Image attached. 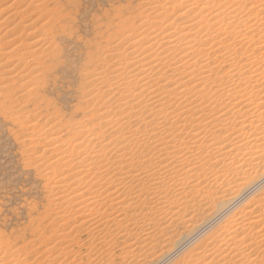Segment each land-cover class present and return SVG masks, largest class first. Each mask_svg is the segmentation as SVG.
I'll list each match as a JSON object with an SVG mask.
<instances>
[{"label": "bare ground", "instance_id": "6f19581e", "mask_svg": "<svg viewBox=\"0 0 264 264\" xmlns=\"http://www.w3.org/2000/svg\"><path fill=\"white\" fill-rule=\"evenodd\" d=\"M144 1L134 19L138 25L126 29L129 34L128 22L121 28L127 34L123 31L117 44L115 39L95 47L104 56L86 75L83 88L89 90L83 94L96 105H90L80 131H72L67 141L50 138L46 146L61 140L63 151L45 146L33 158V167L41 168L47 185L51 184L49 207L62 222L54 238L37 251L47 255L51 264L57 262L56 255H68L73 245L87 246V242L80 244L83 236L99 240L98 246L120 239L122 259L143 256L157 238L156 224L168 213L178 219L187 207L185 201L198 193L200 185L221 187L264 151V0ZM63 4L61 0H11L1 6L0 13L6 15L0 18V27L10 24L0 34V64L13 70L0 74V107L17 106L13 85L28 91L38 84L34 76L43 66L41 60L52 52L45 34L67 26ZM43 16L48 20L38 28ZM245 47L249 48L246 56L241 53ZM132 122L135 128L129 126ZM36 128L34 124L25 128L33 136L28 139L33 142L30 146ZM46 153L51 156L45 157ZM263 182L264 174L244 188L242 198L254 190L256 196L232 217L223 216L221 226L211 227L216 230L202 237L203 227L215 219L210 218L188 232L177 247L198 233L199 243L181 255L176 248L178 254L172 255L179 258L169 254L173 260L164 257L167 261L160 264L264 263V186L257 189ZM211 193L200 197L199 192V202L206 203L215 191ZM173 207L178 211L173 212ZM9 258L0 262H13L14 257Z\"/></svg>", "mask_w": 264, "mask_h": 264}, {"label": "rangeland", "instance_id": "374dc122", "mask_svg": "<svg viewBox=\"0 0 264 264\" xmlns=\"http://www.w3.org/2000/svg\"><path fill=\"white\" fill-rule=\"evenodd\" d=\"M10 1L11 0H5L3 2H0V8L1 6H4ZM61 3L62 4L64 3L63 4L64 7L62 11L64 15H66L65 19L67 20V26L62 31L49 33L50 36L48 33L47 34L44 33L46 35V36L44 35L45 38L49 40L50 43L52 44V48L49 46L50 51L52 52L50 54L47 53L46 57L41 60L43 66L41 65L39 66L38 69L39 74L36 73V75L34 74L35 76L33 75L34 78H36L34 80L38 81V84L40 82L41 85L39 86L36 82L37 85L34 83L35 84L34 86V84L31 83L33 84L32 90H31L32 85L30 87L28 86L30 88L28 89L31 91L30 93L29 90L27 91V89H25L26 91L19 90L17 89L16 84L13 85L11 87L12 89L11 88L8 89L12 90L11 91L13 93L12 97L13 99L16 100L15 104H17L18 107L16 106L17 108L15 107L14 109H7V106L0 107V259L7 260V258H9L7 256L10 254L13 255V256L10 255L12 258L14 257L13 259L10 257L13 260V262L9 263L7 261H3L0 262V264H6L5 262H7V264H15V263L17 264L18 262L15 261H17L18 259L19 261L24 262V264L50 263L49 258H45L47 257V255H44L42 253H39L41 255L37 254L39 252L38 249L39 248L43 249L44 248L43 245L47 243V241L49 242V240L51 241L54 238L53 237V235L55 234L54 232L58 231V226L61 225L62 222H60V220H57L59 219L56 218L58 215L56 216L55 211L52 209V207H49V201L52 199V194H50L49 192L50 190L49 185L51 184L47 185L46 180L48 181V179L42 176L43 173L41 174V168L39 171H37L36 168H34L35 162L33 158L34 156L41 155L40 151H42L45 148V146L48 144L47 141L50 138L58 137L63 141H67L71 138L69 137L72 136L71 133H73L74 131H80V129L78 130L79 125L85 122V120L87 119L86 116L87 112H89L91 108L94 105H96L95 102H92L90 98L88 99L83 94L84 92H87V90H89V88L88 89L83 88V86L87 83L85 80L86 75H89L90 72L95 70L94 68L95 66H99V64H101L100 59L101 57L104 56V54L102 55L101 52L99 53V50H97L95 47L97 45L105 46V44L107 42L109 43V41L110 43L111 41L112 43H114L115 39H118L115 40L114 43L117 44L123 38V37L122 38L119 37L123 35V31L124 32H126L127 30L130 31L132 25L133 24L136 25L134 19L136 18L138 13L142 11L141 8L143 7L145 1L144 0H70V2H68V0H61ZM49 7L52 8V4H49ZM41 11H46V9L44 8V10ZM44 13L45 12H41V15H43ZM5 15L6 12L0 13V18L4 17ZM28 15H30V13L27 14L26 16ZM43 18H45V16H43L42 19ZM47 20L48 19L46 17L42 21H39L36 26L38 27V25L41 22L43 21L47 22ZM131 20L132 22L130 23ZM125 23L128 25L127 26L124 25ZM9 24L10 22L0 27V34H3L5 32L4 28L9 26ZM44 24L46 25L47 23ZM135 25H133V27H135ZM123 26L124 27L126 26L125 27V30L127 29L126 31L123 30L124 28L121 29ZM128 26L131 28L128 29L129 28ZM19 31L20 29H18L15 33ZM48 37L52 38V40L49 39ZM227 43L229 45L231 42L229 43L227 41ZM127 44L128 43H126L125 45L123 44L122 46H126ZM238 47L239 46H237V48ZM246 48L247 47H245L244 50ZM244 50L240 52L241 53L245 52L244 56H246L245 54L247 50L245 51ZM96 54L97 57L99 56L98 58L96 57ZM10 66L9 65L1 66L0 64V69L1 67L3 69L0 70V74L5 73L4 76H6L8 74L6 73L7 71L10 72L11 70H13L12 66L11 67ZM7 68L10 71L7 70ZM11 75L14 76L16 75V73ZM17 82H19L18 79L16 80L15 83ZM1 108L3 109L1 110ZM17 111H19V115H16ZM24 115L27 116L25 117ZM93 123L94 121H90L89 127H92ZM133 123L134 122L130 123L129 125L131 126V128L132 126L134 128L136 126L133 125ZM181 123L182 122H180V124ZM187 123L183 122L181 125ZM33 124L34 126L38 127L36 128L37 130L35 131L38 136L37 135L34 136L33 139L34 146L33 144L32 146H30V144L33 142L28 141V139L33 138V136L29 135L30 132L28 130H25V128L27 129V126L30 127ZM72 124L76 128L73 127ZM20 125L21 126L23 125L22 128ZM174 125H176V123ZM179 125L177 126L180 128L181 125L180 126ZM50 129H52V131L55 132L53 135L50 133L51 132ZM56 133L57 135L59 133V135L55 136ZM36 137L39 138L37 139ZM203 137L205 140L206 138L205 135ZM60 141L57 143V145L54 146L51 145L52 147L46 146L45 149H50V150L55 149L56 151L58 149L59 152L63 151L64 146L59 145ZM61 147L63 148L61 149ZM40 148L43 149L41 150ZM31 149L32 151L34 150V152L30 151ZM27 151L29 152L26 153ZM36 151L37 152L39 151L40 153L39 152L37 153ZM47 152L49 153V151ZM29 153L30 154L33 153V155H30ZM48 153H46L47 156L45 155V157L51 156V154L48 155ZM26 157H29L28 158L29 160ZM253 164L245 166L240 170H237L234 174H232L231 179H228V181L225 182L224 185H222L221 187L216 188L215 185L207 186V184L206 185L204 184L203 187L202 185H200L198 187V193L200 192L201 194L199 195L198 193H196L197 194L196 195L194 193L193 196L191 195L192 197L187 198V201H185L186 203H188L187 207H184L182 212L180 211L183 214H181L178 219L176 218L171 219V217L167 215L169 214L171 216L172 213L171 214L168 213L166 215V218H164L163 222L162 220L159 223L155 221L156 223H158L156 224L158 225L157 226L158 228L156 227L157 230H155L154 227L155 231H153V235L155 236V234H157L155 236L157 238L154 241V243L149 247V249L145 251L143 256L139 258L134 257L129 259H126L124 257L122 259L121 257L123 256V254H121L120 257L121 246H122V242L120 239L111 238L110 240L113 239L112 240L113 242L111 241L110 245L109 244L104 245L102 243L100 244V246H98L99 240L94 241L89 237L86 238L85 236H83L81 237V240L84 243L81 241L80 244L81 243L85 244L87 242L86 243L88 244L87 246L85 245L84 247H78L76 245H73L71 248V252L69 253L72 254L70 256L69 254L62 256L59 254L56 255L58 258V259L56 258V261L58 263L55 262L54 264H84V263L85 264H89V263L90 264H108V263L109 264H160L162 261L165 262V260L167 259L164 257H169L168 261L173 260L171 259V257L176 258L177 256V258H179V255L185 253V250L188 251L189 247L191 249L192 248L191 246L193 245L195 246L197 243L201 241L200 238L201 234L198 233L196 235H193L189 240L185 241V245H183L184 243H182L181 244L182 246H179L180 248H178L177 247L179 245L178 243L182 239L184 240L189 233H192V231H194L201 224L206 223L210 218H215L212 222L210 221L205 225V227H203L201 231L202 237L204 235L209 234L211 231L213 232L215 228L212 229L211 227H217L219 225L221 226L224 223L223 221L232 217L234 215L233 213L238 212V210L242 208V206L240 205L242 204L244 205V203L249 202L256 196L255 195L256 192L254 190L248 193L247 194L248 196L246 195L247 197L246 196L243 198L241 197L245 195L244 188L248 187L250 183L253 184L254 180H256L258 177L264 174V151H262L261 157L257 161H254ZM202 173L203 172H199L200 175H202ZM204 174L205 173H203V175ZM263 184L264 182L262 183V185L260 184L261 185L260 189L259 186L257 187V189L261 191V187L264 186ZM209 191L211 192L215 191V194L206 203L199 202L200 199L198 195L201 197L206 194L208 195L212 194ZM190 199L191 202L189 203ZM243 199L245 201H243ZM189 204L193 206L191 205L189 206ZM235 206L236 209H234ZM174 207L172 211L173 212L178 211L177 209L178 207H176V209H174ZM228 215L230 217H228ZM223 216L226 217V219ZM219 221H222L223 223ZM210 223H212L213 225ZM206 227H208L207 230ZM163 228H165V230ZM204 230H206L207 232H204ZM190 241L192 242L191 244ZM262 241L264 246L263 237H262ZM43 242L44 244H42ZM111 244H114L116 247ZM108 246L110 247L108 248ZM176 248H178L179 249L178 251L180 252H178ZM175 250L179 253V255L176 256H174V254L172 255L173 252L177 253ZM3 252H7V253H3ZM40 252H42V250ZM169 254L171 255V257ZM42 255L44 257H42ZM53 257H55V255L51 256V258ZM63 258H65L64 261L61 260ZM106 258H108V260ZM174 260L177 261V259ZM116 261L118 262L116 263ZM176 261H172V262H176Z\"/></svg>", "mask_w": 264, "mask_h": 264}]
</instances>
